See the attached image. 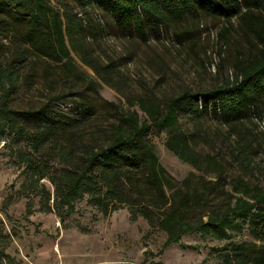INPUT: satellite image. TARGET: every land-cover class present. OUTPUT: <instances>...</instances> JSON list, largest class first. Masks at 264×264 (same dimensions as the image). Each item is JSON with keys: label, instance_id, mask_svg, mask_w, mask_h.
Here are the masks:
<instances>
[{"label": "trees", "instance_id": "obj_1", "mask_svg": "<svg viewBox=\"0 0 264 264\" xmlns=\"http://www.w3.org/2000/svg\"><path fill=\"white\" fill-rule=\"evenodd\" d=\"M71 1L81 8L95 5L142 40L147 27L158 33L196 11L236 17L256 48L236 54L232 73L209 87H185L164 100L149 91L128 96L126 107L106 100L97 106L85 91H96L101 83L78 72L67 32L75 36L83 63L106 84L108 67L83 45L77 14L69 13L64 26L49 0H0V38L9 42L0 48V142L21 170L20 194L39 197V210L60 222L83 201L103 216L126 209L130 221L142 218L166 234L163 248L199 234L223 242L208 254L219 264H264V185L248 179L254 146L260 145L249 124L264 110V0L60 4L67 9ZM90 28L99 35L97 25ZM80 81L86 90L75 89ZM23 90L47 99L18 106ZM72 96L74 106L63 109ZM151 132L164 133L165 148L198 173L176 180L160 164ZM244 231L250 240H233V233ZM0 264H15L1 237Z\"/></svg>", "mask_w": 264, "mask_h": 264}, {"label": "rangeland", "instance_id": "obj_2", "mask_svg": "<svg viewBox=\"0 0 264 264\" xmlns=\"http://www.w3.org/2000/svg\"><path fill=\"white\" fill-rule=\"evenodd\" d=\"M49 2L60 12L64 26L68 24L69 13L77 14L82 23L83 45L108 67L106 84L83 63L75 49V36L67 32V44L78 72L101 83L96 91H85L86 97L97 106L106 100L121 102L126 107L128 96L145 95L149 91L164 100L185 87H209L232 73L236 54L246 55L256 48L253 35L242 30L236 17L227 20L196 11L162 26L158 33L147 27V37L142 40L136 30L128 32L121 28L110 14L95 5L81 8L71 1L64 9L60 0ZM90 23L98 26L99 35L93 33ZM8 45V41L0 38V48ZM75 89L86 90L82 81L77 82ZM44 99L47 98L36 90L30 94L23 90L16 104L24 107ZM75 99L67 98L61 107L72 108ZM209 124L215 127V123ZM249 126L260 145L254 146L253 168L248 179L264 185V110ZM149 137L160 164L176 180H182L190 172L198 173L165 148L164 133L151 132ZM13 161L2 140L0 237L2 248L14 258L15 264H199L205 258L208 264H219L208 254L211 247L221 246L223 242L186 234L179 243L163 248L166 234L150 227L142 218L130 221L126 209L103 216L83 201L73 215L60 222L54 213L39 210V197L20 194L24 178ZM45 182L52 191L51 184ZM250 239L246 231L233 233L235 241ZM81 256L80 261L75 259Z\"/></svg>", "mask_w": 264, "mask_h": 264}, {"label": "crops", "instance_id": "obj_3", "mask_svg": "<svg viewBox=\"0 0 264 264\" xmlns=\"http://www.w3.org/2000/svg\"><path fill=\"white\" fill-rule=\"evenodd\" d=\"M77 258H78L79 261H80V259L82 258V256H81L80 258H79V257H76L75 259H77ZM79 261H78V262H79ZM79 263H80V262H79ZM79 263L76 262V264H79ZM59 264H61V263H59Z\"/></svg>", "mask_w": 264, "mask_h": 264}]
</instances>
